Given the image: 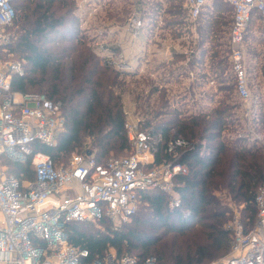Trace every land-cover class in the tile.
Instances as JSON below:
<instances>
[{
  "label": "trees",
  "instance_id": "16d2710c",
  "mask_svg": "<svg viewBox=\"0 0 264 264\" xmlns=\"http://www.w3.org/2000/svg\"><path fill=\"white\" fill-rule=\"evenodd\" d=\"M138 1L144 2L145 8L146 0ZM184 1L150 0L143 14L154 21L162 12L165 29L178 37L177 25L181 28L186 17ZM12 3L16 18L7 28L13 33V42L0 48L5 54L20 58L25 68L24 76L12 78V90L46 94L61 105L66 118V129L58 145L53 148L35 144V150L50 155L56 165L66 164L76 151L91 152L98 163H105L112 153L131 151L122 100L125 83L121 75L124 74L108 68L96 54L82 30L76 0H13ZM128 9H124L127 15ZM113 14L108 15L109 20H114L110 25L126 22L127 15L115 19L116 13ZM257 17L261 19L255 15L252 24ZM231 25L232 7L223 1L214 2L199 19V45L190 62L192 69L204 67L207 54L213 50L212 75L224 83L220 90L225 92L218 105L184 115L183 110L172 107L167 89L158 91L155 82L142 78L140 112L145 127L153 128L154 132L163 131L166 138H184L195 144L192 151L176 158L189 166V173L175 178L181 206L171 208V196L150 189L142 193L137 213L118 230H114L106 217L97 222L67 224L69 242L88 250L82 264L103 261L112 249L118 258L137 256L140 263L151 257L156 258L155 264H208L219 260L231 248L233 230L227 227L233 211L231 201L241 205L246 230L254 227L257 218L254 200L258 188L264 186V102L260 97L255 102L258 106L255 118L245 120L249 129L256 130L257 135L262 133L260 137L254 136L251 141L250 135L241 132L233 137L224 136V131L232 127L233 120H229L232 110L242 105L237 98L232 99L234 81L229 83V78H222L230 68L229 41L224 42L223 37ZM184 58L176 54L175 61ZM145 85L151 86L146 96ZM162 157L165 156L157 157V164ZM0 166L21 181L35 180L31 158L21 163L2 154ZM221 194L229 202H224ZM93 223L104 225V230Z\"/></svg>",
  "mask_w": 264,
  "mask_h": 264
},
{
  "label": "built area",
  "instance_id": "2783aa9c",
  "mask_svg": "<svg viewBox=\"0 0 264 264\" xmlns=\"http://www.w3.org/2000/svg\"><path fill=\"white\" fill-rule=\"evenodd\" d=\"M216 1H223L232 7L228 39L230 68L225 76L234 81V94L242 104L240 108H245L246 119L252 121L258 111L255 102L261 96L254 95L252 91L255 83L250 78L246 37L254 16L264 19V0H185L183 8L186 17L181 28L177 25L178 37L171 35L170 29H165L162 12L153 21L143 14L144 2L133 0L130 15L124 24H109L96 34L98 39L93 41L94 50L111 70L128 76L139 75L155 82L158 91L167 89L169 92L166 77L161 76L158 69L147 67L150 60L147 50H144L148 44L159 41L161 33H166L172 41L174 39L179 43L175 45L176 50H170L169 60L179 63L177 66L185 62V77L178 70L175 81L181 82L191 92L201 85L211 89L216 86V76L205 69L201 72L192 69L190 62L199 45V19ZM12 2L0 0V45L8 43L9 38L3 30L11 26L16 18ZM77 7L81 14L83 7ZM112 39L116 46L110 43ZM137 43L144 46L139 56L128 51L134 49ZM176 54L185 58L176 62ZM140 59L142 65L136 62ZM256 61H252L254 68L258 65ZM24 75L23 62L0 61V156L5 154L21 163L31 158L35 172V180L21 181L0 166L1 264H82L88 250L69 242L67 224L97 222L106 217L113 222L114 230H118L137 213L142 193L146 190L163 191L171 196V208L181 206L175 178L189 173V166L177 162L176 158L192 151L195 148L193 142L172 136L166 138L163 131L154 132L153 128L145 127V119L140 116L125 123L131 142L129 154L98 163L91 152L73 153L66 164L56 165L50 155L35 150V144L56 147L66 129V118L61 105L46 95L12 90V78ZM173 82L172 79L171 87ZM221 85L224 83H218L219 87ZM150 89L146 88V94ZM159 155L165 157L157 164ZM254 202L257 208L254 227L247 231L241 217L236 215L227 226L233 230L229 253L208 264H264V186L258 188ZM155 263L154 257L142 263L137 256L118 258L112 249L103 261L98 260L94 264Z\"/></svg>",
  "mask_w": 264,
  "mask_h": 264
},
{
  "label": "rangeland",
  "instance_id": "374dc122",
  "mask_svg": "<svg viewBox=\"0 0 264 264\" xmlns=\"http://www.w3.org/2000/svg\"><path fill=\"white\" fill-rule=\"evenodd\" d=\"M149 1L150 0L145 1L146 3L145 8L147 9L149 8L148 6ZM76 3L77 5H79V7L80 6L83 7V12H81L80 14L81 19H82L81 21L82 30L86 34L87 39L90 40L91 43L94 45L93 41H96L98 39L97 37L95 38L96 34L98 35L100 33L99 31L104 30V27L107 24H110V22L114 21L112 19L110 20L108 19L109 13L110 12L112 14L116 13L115 14L116 16L114 17L115 19H117L118 17H125L127 15V11H125L124 9L129 8L128 12L130 14L133 0H76ZM129 14L126 16V19L128 18ZM261 30L264 32V21L257 17L255 19L254 24H252L251 29L249 30L246 45H247L249 59H250V62H249L250 78L255 83V85L252 86V91L254 95L261 96V100L262 102H264V93L261 92V88L262 90H264V74H263L264 33H261ZM3 34L9 38L7 44H9L10 42H13L12 40L13 33H11L8 30V28H5L3 30ZM159 36H160L159 41L157 42L154 41L148 44L147 46H145L144 50L145 51L147 50V55L149 54L148 60H150V63L147 65V67L149 66V68L153 67V69L154 68L158 69L159 71L157 72H159L161 76L166 77L167 82L169 83V93L167 97L169 98L172 107L180 108L181 110H183L184 115H189V114H192L193 112L199 113L203 110L206 111L207 108H209V104L210 106L218 105L220 98L225 94V92L223 93V91L220 90V87L218 86L219 82L217 79H216V86L212 87L211 89H209L206 85H201V86H197L194 92H191L189 89H187L186 86L181 84V82H179L180 83L179 84L175 81L176 73L178 70L180 71V73L183 74V76L185 75L184 69H183L185 62L182 61V64H180L179 66H177L179 63L173 64V62L169 60V58H171V51L169 50V48L171 47V44H173L172 38L169 37L166 33H161ZM228 37H229V33L227 32L225 36L223 37V41L226 42V40H228L227 39ZM114 42L115 40L112 39L110 43L116 46L117 43L115 44ZM3 45H5V43ZM143 48L144 46H141L140 43L139 44L137 43V46L134 49L132 50L127 49V50L129 52H132L133 55L138 54L139 56L142 53ZM212 52L213 50H210V52L207 54L208 58L206 59L207 61H205L206 66L204 67L199 66L197 67L196 70L201 72L205 69L208 72H210L211 75L213 74L211 70ZM150 54H151V57H150ZM154 54L160 55L161 59H158L157 57V58H154L153 60L152 58L155 56H152V55ZM257 54H259L258 70L257 68H254V66L252 65V59H251L253 58V56L255 57ZM165 58H167L168 60H166ZM14 60L20 61L21 59L14 55L5 54V50L0 48V61L8 62V61H14ZM141 61L142 59H140V61L136 60V62H139V64L142 65ZM253 62H255L254 59H253ZM225 72L226 71H224L223 73V78L224 79L229 78L228 82L231 83L232 78L230 76L228 77V75L226 77ZM161 76H159V78ZM121 79H123L125 83L124 90L122 92V100H123V108H124L126 120L136 119L137 117H140V116L144 118V116L140 112L141 110L140 95H142L141 88H143L144 86L142 77H140L139 75L128 76L125 74V75H121ZM172 79L174 80V82L171 87ZM161 80H162V77H161ZM150 87L151 86H148L147 89L149 90ZM143 94L145 96L147 95L146 92H143ZM236 97L237 96L234 94V97L232 99L236 101ZM177 101H179V104ZM243 111H245V108L242 110V108L237 107L232 110V114L230 115L229 120L230 122H232L233 120L234 124L233 123L230 124L232 126L231 130H227L226 132L224 131V136L228 135V136L233 137L236 134L241 132L242 134L246 133L247 135H250V140L253 141L254 136H256L257 134V131L255 130L254 132H252L253 133V134L251 133L252 135L249 134L250 131H249L248 126L245 125L246 116ZM240 120L244 122L241 123ZM236 123L238 124L236 125ZM261 134L262 133L258 134L257 136L260 137ZM73 153H78V152L76 151ZM129 153H130V150L128 149L120 154L112 153L110 157L125 156ZM220 197H222L224 202H229V199L224 194H221ZM170 200H171V197H170ZM230 204H231L233 211L231 213L229 221L227 222L228 224L233 220V218L236 215H239L240 217L242 216L241 205H238L237 203H234L233 201H231ZM110 224L112 227L114 226L112 221L110 222ZM93 225L95 227L101 228V230H104V227H105L104 225H101L99 223H93Z\"/></svg>",
  "mask_w": 264,
  "mask_h": 264
},
{
  "label": "crops",
  "instance_id": "0c3cea01",
  "mask_svg": "<svg viewBox=\"0 0 264 264\" xmlns=\"http://www.w3.org/2000/svg\"><path fill=\"white\" fill-rule=\"evenodd\" d=\"M254 20V19H253ZM261 20H263L264 21V19H262V17H261ZM253 22V21H252ZM255 22V21H254ZM252 24V23H251ZM229 32H230V29H229ZM228 32V33H229ZM261 33H264L262 30H261ZM228 39H229V37H228ZM177 44H179L178 43V41H174V39H173V44H171V47L169 48V50H172V51H174V50H176L175 49V47L177 46ZM176 45V46H175ZM150 47V46H149ZM148 47V48H149ZM149 55V54H148ZM148 55H147V57H148ZM152 56H155V57H153L152 59L154 60V58H157L158 57V59H161V57H160V55H156V54H154V55H152ZM150 57H151V54H150ZM252 59V61H253V59L254 60H258L259 59V54H257L255 57L253 56V58H251ZM256 62H258V61H256ZM174 63V62H173ZM149 63H147L146 65H148ZM253 65V64H252ZM259 66V63H258V65L257 66H255V68H259L258 67ZM149 67V66H148ZM153 67H151L150 69H152ZM261 92H263L264 93V90H262V88H261ZM261 95V94H260ZM212 106V105H211ZM0 218H1V213H0ZM1 264V263H0Z\"/></svg>",
  "mask_w": 264,
  "mask_h": 264
}]
</instances>
